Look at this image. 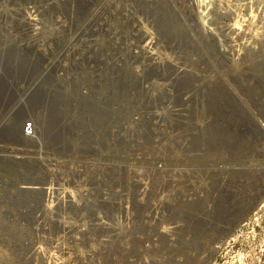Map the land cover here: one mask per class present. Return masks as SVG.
I'll return each instance as SVG.
<instances>
[{"label": "rangeland", "instance_id": "374dc122", "mask_svg": "<svg viewBox=\"0 0 264 264\" xmlns=\"http://www.w3.org/2000/svg\"><path fill=\"white\" fill-rule=\"evenodd\" d=\"M123 201L114 240L94 206ZM263 246L264 0H0V264Z\"/></svg>", "mask_w": 264, "mask_h": 264}, {"label": "built area", "instance_id": "2783aa9c", "mask_svg": "<svg viewBox=\"0 0 264 264\" xmlns=\"http://www.w3.org/2000/svg\"><path fill=\"white\" fill-rule=\"evenodd\" d=\"M30 122H26L25 124H23V130L26 131L27 133L30 132L31 127H29ZM123 202H106V203H100L95 205L94 207H97L96 211H101L103 212V215L105 218H96L95 220L98 221L99 224H101V226L104 228L105 225H107L105 227V229H108V224L109 223H116L119 215L124 214L123 208H122V204ZM83 204V203H82ZM107 204V205H106ZM93 205V203H87L83 206L84 209H86L88 206ZM90 209V208H89ZM92 209V208H91ZM120 209V210H119ZM121 224L122 226L128 231L126 234H124V236H121L119 233L116 235L114 240H124V239H130L131 237H133L132 232H131V223L133 221V216L131 215L130 217L127 218H121ZM156 221L155 218H153L154 222ZM157 222V221H156ZM173 226H165L164 224L161 225L160 227H156V224H148V227L146 228V233H147V237L151 240L150 242H146L144 244V247L146 250H152L154 248V242L153 240L160 238L163 235H167V231L172 230ZM112 246H114L115 248L117 247L115 244H112ZM120 247H123L126 251L131 250L132 248L128 247L126 245V243H121L119 244ZM106 249V248H105ZM109 251L110 249H106V251ZM112 251V250H111ZM258 264H264V246L260 248V252L257 258Z\"/></svg>", "mask_w": 264, "mask_h": 264}, {"label": "bare ground", "instance_id": "6f19581e", "mask_svg": "<svg viewBox=\"0 0 264 264\" xmlns=\"http://www.w3.org/2000/svg\"><path fill=\"white\" fill-rule=\"evenodd\" d=\"M36 4H37V3H36ZM200 8H201V7H200ZM29 25H30V24H29ZM16 30H17V29H16ZM7 119H8V118H7ZM29 127H30V125H29ZM30 132H31V130H30ZM30 132H29V133H30ZM26 134H27V132H26ZM119 222H121L120 218L117 219L116 223H119ZM108 225H109V226H108V229H105L106 231H111V232H112V226L118 229V226L115 225L114 223H112V224L109 223ZM100 226H101V224H100ZM106 226H107V225H105L104 228H105ZM106 236L109 237V238L111 237V235H108V234H106Z\"/></svg>", "mask_w": 264, "mask_h": 264}]
</instances>
